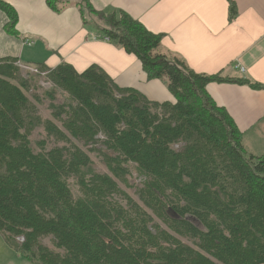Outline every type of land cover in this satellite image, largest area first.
<instances>
[{"label": "trees", "instance_id": "1", "mask_svg": "<svg viewBox=\"0 0 264 264\" xmlns=\"http://www.w3.org/2000/svg\"><path fill=\"white\" fill-rule=\"evenodd\" d=\"M228 1V22L237 15ZM55 14L76 7L82 27L134 55L148 81L162 82L174 103L149 101L120 88L98 66L77 73L62 63L38 65L69 102L25 93L14 59L0 60V235L32 264H264V156L244 148L242 134L206 92L245 79L196 74L163 53L154 35L126 14L96 11L90 0H45ZM8 34L18 16L0 1ZM43 73V74H42ZM16 82L17 85L13 84ZM41 128L62 147L31 146ZM96 153L111 176L95 171ZM128 165L144 178L138 205L117 184ZM71 180L77 186L74 195ZM166 225L155 223L152 214ZM179 237L194 241V247ZM49 238L53 250L41 243Z\"/></svg>", "mask_w": 264, "mask_h": 264}, {"label": "crops", "instance_id": "2", "mask_svg": "<svg viewBox=\"0 0 264 264\" xmlns=\"http://www.w3.org/2000/svg\"><path fill=\"white\" fill-rule=\"evenodd\" d=\"M18 16L20 38L6 32L0 11V60L17 67L54 69L70 65L77 73L101 68L120 88L134 89L149 101L174 103L165 85L148 81L134 55L83 28L76 7L55 14L45 0H0ZM237 15L228 22L227 0H90L96 11L126 14L154 35H161L163 53L181 59L196 74L245 79L264 88V0H232ZM29 69V68H28ZM206 92L231 117L242 134L247 153L264 156V89L249 85L212 83ZM26 259L0 235V264Z\"/></svg>", "mask_w": 264, "mask_h": 264}, {"label": "rangeland", "instance_id": "3", "mask_svg": "<svg viewBox=\"0 0 264 264\" xmlns=\"http://www.w3.org/2000/svg\"><path fill=\"white\" fill-rule=\"evenodd\" d=\"M16 68L19 70L18 73H19L20 78L30 81L31 90L28 93H25L27 98L31 101H33L32 99L33 96H38L40 98L41 103L37 105V107H38L39 115L41 116V118L51 119V111L49 110V105L51 101L46 96V93L50 91H54L55 100L53 103L56 105H62V104H66L69 102L67 95L63 93L62 91L54 88V86L49 82V80L45 78L43 73H42L43 75L36 74L35 70H37V68L34 69L33 71H32V69L34 68L33 66L28 67L29 69L27 67L21 68L17 66ZM13 84L17 85L16 82H13ZM30 141H31V146L35 152L39 151L36 145V143L39 141H45L47 149L63 146V144L56 143L53 139L47 138L44 131L41 128L36 129L32 133L30 137ZM83 150L89 155L91 160L94 162L96 172L111 176L110 172L102 164L101 159L96 155V153L94 152L89 153L87 152L86 149H83ZM127 168H128V174L125 178L126 183H123L117 179H115V181L117 182L118 186L133 199L134 202H136L140 206H143V203L140 201L139 196L137 194V190L141 188L144 178L141 177L137 173L133 165H128ZM71 188H72L73 194L76 195L78 188L74 184L73 180H71ZM146 211L152 214L150 210L146 209ZM152 216H153L155 223L159 224L163 229L167 230L166 225L163 224L161 220L157 219L154 216V214H152ZM179 239L182 241V243L194 247L193 240L186 238V237H179ZM41 243L51 250L54 249L49 238L42 239ZM23 264H32V263L25 260Z\"/></svg>", "mask_w": 264, "mask_h": 264}, {"label": "built area", "instance_id": "4", "mask_svg": "<svg viewBox=\"0 0 264 264\" xmlns=\"http://www.w3.org/2000/svg\"><path fill=\"white\" fill-rule=\"evenodd\" d=\"M102 40H104V41H107V42H108V39H107V38H102ZM34 69H36V68H33V69H32V71H33ZM35 71H36V74H38L37 70H35Z\"/></svg>", "mask_w": 264, "mask_h": 264}]
</instances>
